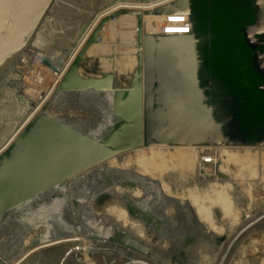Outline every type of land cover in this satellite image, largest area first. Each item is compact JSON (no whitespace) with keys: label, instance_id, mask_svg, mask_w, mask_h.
Returning a JSON list of instances; mask_svg holds the SVG:
<instances>
[{"label":"water","instance_id":"1","mask_svg":"<svg viewBox=\"0 0 264 264\" xmlns=\"http://www.w3.org/2000/svg\"><path fill=\"white\" fill-rule=\"evenodd\" d=\"M210 1L203 7L200 0H0V146L24 122L22 113L8 109L28 105L22 95L53 92L49 106L0 148L5 145L0 152V234L11 228L23 234L38 225L45 230L39 243L46 246L18 264L49 251H56V264H85L76 258L81 246L66 243L79 235L77 219L66 216L67 198L34 210L27 206L49 191L65 196L68 180L112 158L140 148H264V114L252 109L249 91H227L210 62ZM235 1L248 5L251 21L239 33L252 70L264 79V0ZM201 15L207 23L204 37L198 25L194 33L192 20ZM256 90L263 91L264 84ZM83 104L115 111L100 137L94 134L98 120L85 115ZM49 108L60 116L45 114ZM69 111L75 112L79 129L63 121L61 115ZM122 123L128 126L123 138ZM119 144L126 145L116 150ZM135 203L127 198V214L150 221L152 232H159L165 223L147 205ZM263 222L264 212L237 227L213 264H225L244 233ZM20 236L9 239L12 246ZM95 236L86 239L114 242ZM114 244L112 253L119 244L131 251L139 247L127 237ZM85 250L102 255L101 264H152L139 256L107 262L103 254L109 249ZM12 251L0 249V264Z\"/></svg>","mask_w":264,"mask_h":264},{"label":"rangeland","instance_id":"2","mask_svg":"<svg viewBox=\"0 0 264 264\" xmlns=\"http://www.w3.org/2000/svg\"><path fill=\"white\" fill-rule=\"evenodd\" d=\"M52 93L36 92L22 95L21 97L28 102V105L25 106L23 102L18 105L13 104L12 109L9 108L8 112H17L18 115L22 113L21 118L24 121L33 106L39 103L35 109L38 110L46 105ZM31 99H34V103ZM121 125L122 129L119 135L123 138L124 131L128 126L123 123ZM15 130V127L11 129L3 144L8 142ZM201 149L203 150L197 148V151H190L189 153L175 150L164 152V150L159 149L148 152L138 151L127 153L130 165L126 168L110 167L109 165L100 167L102 170L107 167L106 170L115 171L116 185L125 193H129V195L124 196V199L131 198L144 185L155 184V189L152 192L161 194L164 200V202L162 201V210L166 208L168 211L173 210L170 215L164 213L163 222L165 224L159 227L157 233L152 232L153 227L150 224L140 223L146 233H150L148 236H151L154 247L151 248L141 242L136 244L139 245L142 252L152 255L153 260L146 258L152 264H200L201 260L204 263L206 258L209 260L217 258L223 248L222 246L237 227L257 214L264 212V148L260 149L263 151H256L254 154H244L240 151H237L238 153H228L224 152L222 148H215L222 153L219 151L216 153L214 169L213 166L199 165L201 152L209 151L210 148ZM133 156L144 161L150 168V172L146 171L145 167L136 161ZM176 159L181 161L176 162ZM156 170L158 172L155 175L152 174ZM213 175L215 176L213 177ZM100 177L105 183L101 182L99 189L102 188L104 191L100 192L98 197L92 201H97V206L105 207L112 203V200H117L116 193L118 192L115 190L113 194V192L107 191V185L111 182L108 179L110 177L109 173L102 171ZM77 187H81L80 190H83L84 183ZM91 187L94 190L92 184L86 185L85 192L82 194L83 199L91 200L94 195L90 190ZM107 194L112 198L104 202L103 199L106 198ZM150 198L151 196H149V200ZM222 199L225 200L223 209L220 205ZM92 201H84V204L93 203ZM199 205L208 210L199 209ZM162 210L159 212L160 214H162ZM200 210L201 213H199ZM196 212L199 215L207 214V218L199 220ZM203 216L205 217V215ZM164 226H166V231H162ZM105 232L106 235L112 236L118 241L127 237L115 224L112 227H106ZM263 236L264 222L253 226L244 233L234 246L225 264H264ZM162 242L166 243L167 248L164 249L158 246H161ZM149 245L153 246L151 243ZM108 248L107 255H103L107 262L120 263L126 254H134L131 250L120 247L118 258L112 257L110 256V247L108 246ZM92 261L101 264L102 255L94 253Z\"/></svg>","mask_w":264,"mask_h":264},{"label":"bare ground","instance_id":"3","mask_svg":"<svg viewBox=\"0 0 264 264\" xmlns=\"http://www.w3.org/2000/svg\"><path fill=\"white\" fill-rule=\"evenodd\" d=\"M73 93V92H70ZM28 98V97H27ZM81 100H84V97H80ZM26 101V100H25ZM32 103H34V99H31ZM42 101V100H41ZM39 103H36L34 106L38 107ZM83 108V112L86 114H90L96 117V120H98L96 122V127H97V131L94 134H97L98 137H100L101 135L99 134L100 131H102V129L110 127V123H111V119L114 118V110H111L109 108L107 109H100V107L98 108H92V105H82ZM31 112V111H30ZM45 114L48 115H54L56 117L60 116L59 113H55L53 111H50V108L46 110V112H44ZM75 113V112H74ZM73 112H67V114L65 115H61L64 116V122H66L67 124L76 127L77 129L78 126L74 125V120L76 119L74 116H76ZM32 118V113H29L28 116L26 117V119L24 120V122L21 124V126L18 127V129L14 132V135H16L17 133H19V131H21V129L29 122L31 121ZM88 124L85 122L84 123V129L86 130V132H88V128H87ZM138 132V137H136V144L139 142L140 139V131ZM89 134V133H87ZM15 137V136H14ZM12 136V139L14 138ZM99 140H104V138L102 139H98ZM11 142V138L8 140L7 144ZM131 143V142H130ZM128 143V144H130ZM135 142H133L134 144ZM6 144V145H7ZM106 144H110V142L108 141H104V145ZM127 144V145H128ZM126 144H119L116 147V150H120V147H123ZM5 148V146L1 149V151ZM221 148V147H219ZM154 149H159V150H164L168 151V150H175L177 152H187L189 153L190 151L195 152V148H149V149H144V148H140L138 150H133L129 153H133V152H138V151H151ZM200 150H203L201 148H199ZM208 149V148H206ZM205 149V150H206ZM222 149H226V150H233L234 148H222ZM218 150V149H217ZM220 153H222L220 150H218ZM259 152V151H258ZM127 154V153H126ZM173 154V153H172ZM125 155V154H123ZM123 155H119L115 158H112L96 167H94L93 169H91L89 172L81 174L79 176H76L70 180H68V187L65 190V196L58 190H53V191H49L46 194L42 195L39 197V199L37 201H32L28 204L27 208L29 209H36L37 207H39L40 205L42 206H49L51 205L52 202L56 201V200H61L62 198H67L68 202H69V208H68V212L66 213L67 215H73L74 218L77 219L78 223L76 225H74V227L77 229V231L79 232V235L77 237H75L73 239V241L71 242V244H73L75 241H77L78 239H86L89 238L90 236H95V234H99L102 237H105L104 240H108V238L112 237V236H108L106 235L105 229L106 227H112L114 226H118L119 224L121 225L120 227L122 229H119L121 231L127 230V231H131V233L133 235H128L127 232H124L125 235L129 238H132V240H134L136 243L141 242L144 245H147L149 247H154V243L151 241V236L150 233H146L145 229L143 228V226L140 224H144L146 225L150 223V221L146 220L143 221L142 219H138L137 217L132 218L130 215L127 214L126 211V202H127V198H123L120 200V198H118L117 200H112V203L106 205L105 207L102 206H97L96 202L94 201V197H98L99 193H102V188L99 189V187L94 188V192L92 194H94L91 197V200L93 203H88V204H84V202H82V195H81V190L80 188H76L77 184H75V181H84V177L88 176L90 174H94L96 172H98L99 168L102 165H106L109 164L110 162L121 165L122 167H126L130 165V160L127 158H123L121 156ZM126 157V156H125ZM136 161H138L140 164H142L145 169H148L149 167L144 163V161H142L140 158H136ZM179 162V161H177ZM150 169V168H149ZM194 177V176H193ZM149 179V178H148ZM155 180V179H153ZM154 182V181H153ZM158 183V181H157ZM149 184V183H148ZM113 185V184H112ZM155 184H150V186H142L141 189L138 191V193L133 194L131 196L132 200L134 202H136L135 204H138L139 207H143L145 205L148 206L149 208V212L151 213V215H155L157 217V220L159 222L163 221L162 216H160V211L162 210V201L161 199H159V195L158 193L153 194L152 191H154ZM78 189V190H77ZM86 189V188H85ZM108 189L115 190V189H120L121 192L123 191L119 186L117 185H113L110 186ZM152 193H151V192ZM98 193V194H97ZM114 194V193H113ZM148 194H151L152 200H149V196ZM129 195V194H128ZM127 196V195H126ZM78 198H80L78 200ZM112 198V196L110 197L109 194H107L106 198L103 199L104 202L110 200ZM75 199V201H73ZM78 200V201H76ZM102 201V202H103ZM156 203V204H155ZM157 203H158V207H157ZM225 203V200L222 199V203L220 204L222 209H223V204ZM105 204V203H102ZM119 205V207H118ZM86 208V210H85ZM140 209V208H139ZM87 211V212H86ZM181 215V214H180ZM139 221V222H138ZM146 222V223H145ZM127 226V227H124ZM177 229V228H176ZM45 230L41 225L35 226L31 229H28L26 232H24L23 234H20V232L16 231V228L14 229H10V233L8 231L3 230L2 234H0V249H7L10 248L12 249V254L4 257L2 260L4 261L5 264H12L15 263L18 264L17 260L20 258H24L26 257V255H29L31 252L35 251L38 248H41L43 246L46 245H42L43 243H39V241L41 240L42 235L44 234ZM232 234V233H231ZM11 235V237L9 236ZM19 235L20 236V241H17V244H14V246H12L13 244L11 242H9V239H13V238H17ZM96 237V236H95ZM264 237V236H263ZM103 240V241H104ZM116 242V239H114V242H110L111 245H109L108 243H98L96 241H84V254H87L86 252V248L91 247L93 249V244L96 245L97 247H103V246H109L110 249L112 248L113 245H115L114 243ZM149 243L153 244V246L149 245ZM166 243L162 242L161 246L158 245L160 248H167V246L165 245ZM16 245V246H15ZM74 245V244H73ZM120 246L118 247H123V245L125 244H119ZM223 247V246H222ZM119 252V251H118ZM118 252L116 253H112L110 251V256L112 257H117L118 258ZM134 254H126V256H134L136 257V255H138L139 257L142 258H147V259H151L153 260L152 255H148V253H144L142 252L141 249L138 250H134L132 251ZM92 255L91 254V258H88L87 256H84V261L86 260L85 264H96L92 261ZM186 259V258H185ZM216 260V258H212V260H209L206 258V261L203 263V261L201 260L200 264H213ZM89 260V261H87ZM122 260V259H121ZM81 261V260H80ZM84 261H81L82 263H84ZM212 261V262H211Z\"/></svg>","mask_w":264,"mask_h":264},{"label":"trees","instance_id":"4","mask_svg":"<svg viewBox=\"0 0 264 264\" xmlns=\"http://www.w3.org/2000/svg\"><path fill=\"white\" fill-rule=\"evenodd\" d=\"M203 7L205 0H200ZM210 19L212 31L214 34H220L211 45L210 62L214 68H217L227 83V89L231 93H247V101L252 105L253 110L264 114V90L259 92L256 88L263 85L264 81L260 79L252 70L250 57L248 53L236 41L233 35L237 27V21L240 14H244L246 7L239 5L235 0H211ZM205 10V9H204ZM203 10V11H204ZM205 26V18H203ZM227 36V37H226ZM261 148H234L226 150L228 153L250 154L256 153Z\"/></svg>","mask_w":264,"mask_h":264},{"label":"flooded vegetation","instance_id":"5","mask_svg":"<svg viewBox=\"0 0 264 264\" xmlns=\"http://www.w3.org/2000/svg\"><path fill=\"white\" fill-rule=\"evenodd\" d=\"M244 3V5L243 6H245L246 7V11L244 12V14H240V18H239V20L237 21V27L235 28V30H234V32H233V35H231V34H228V37L227 38H229L230 37V40H231V37H236V41H237V43L239 44V45H241V47H243V49L248 53V55H249V57H251V55H250V52H249V50L244 46V44L242 43V38H241V35H240V33H239V29L241 28V27H243V26H245V25H248L249 23H250V21H251V15H249V11H248V5H246L247 3L244 1L243 2ZM239 4V3H238ZM204 15H201V17H197V18H194L193 17V23H195V26H194V33H195V31H196V26L198 25V31H199V36L200 37H204L206 34H207V23L205 22V26L203 25V17ZM210 32H211V35H212V38H211V45H212V42L215 40V39H217V38H219L220 37V34H214L213 33V31H212V25L210 24ZM203 50V49H202ZM204 52H205V50H204ZM210 53H211V51H210ZM250 60V59H249ZM260 78V77H259ZM260 79H262V78H260ZM262 80H264V79H262ZM264 84V83H263ZM227 91H228V89H227ZM47 106H49L48 105V103L46 104V105H43L40 109H38V110H35L36 109V107L35 106H33V109H31L30 111V113H32V118H34L39 112H41V111H43ZM17 112H14V114H16ZM7 144V143H6ZM5 144V145H6ZM4 145V146H5ZM5 149V148H4ZM195 150L197 151V148H195ZM3 151V150H2ZM0 152H1V150H0ZM126 156V157H125ZM121 157H125V158H128V156H127V154H125V155H123V156H121ZM130 157V156H129ZM132 157V156H131ZM134 157V156H133ZM134 159H136V157H134ZM177 161H181V160H179V159H176V162ZM106 165H109L110 167H116V168H124V167H122L121 165H118V164H115V163H112V162H110L109 164H106ZM126 168V167H125ZM107 169V167L106 168H104L103 170H102V168H99V170H98V172H96V173H92V174H90V175H88V176H85L84 177V181H78L77 182V180L75 181V184H77V186H81L83 183H84V189L83 190H81L82 192H81V195L85 192L84 190H85V188H86V185L87 184H92L93 186H94V188H97V187H101V182H104L103 180H102V177H100L101 176V173H102V171H106L107 173H109V176L110 177H108V179H109V182L110 183H112L113 185H116V181H115V176H114V174H115V171H112V170H110V169H108V170H106ZM146 171H149L150 172V170H149V168L148 169H146ZM156 172H158V170H156V171H154L152 174H156ZM151 174V173H150ZM154 175H151V176H154ZM98 176V177H97ZM105 183V182H104ZM111 184V185H112ZM112 185V186H113ZM76 188H78V187H76ZM81 188V187H80ZM92 188V187H91ZM78 190V189H77ZM91 191H92V193L94 192V190H93V188L92 189H90ZM115 190H117V192L118 193H116L117 194V196H118V198H120V200L121 199H123L124 198V196H126V194L127 193H125L124 191H122L121 192V190L120 189H115ZM115 190H110V189H108L107 188V191H111V192H113V193H115ZM102 191H104V190H102ZM95 194V193H94ZM129 194V193H128ZM127 194V195H128ZM117 198V199H118ZM73 201H75V199L73 200ZM84 201H89V200H85V198L83 199L82 198V202H84ZM204 207H202L201 205H199V209H203ZM205 209H207V208H204V210ZM208 210V209H207ZM202 211L200 210V212L199 213H201ZM164 213H165V215H170V214H172L173 213V210H170V211H168L167 210V208L166 209H163L162 210V214H160V216H162V217H164ZM175 213V212H174ZM196 215H197V217H198V219L199 220H205L206 218H207V214H202V215H199L197 212H196ZM203 215H205V217L203 216ZM121 225L119 224L117 227L119 228V229H122L121 227H120ZM124 227H127V226H124ZM123 232H127L128 233V235H133L132 233H131V231H127V230H124L123 229ZM73 241V239L72 240H68L66 243H68V244H71V242ZM84 241H89V240H87V239H78L77 241H75L73 244L74 245H80L81 246V248H82V252L80 253V255L78 256V257H76L79 261L81 260V261H84V256H87L88 258H91V254H84V252H83V250H84ZM91 241V240H90ZM43 247H45V246H43ZM43 247H41V248H43ZM96 248V245H94L93 244V249H95ZM108 247L107 246H103L101 249H107ZM39 249V248H38ZM109 249V248H108ZM37 250V249H36ZM103 255H107V252H105V254H103ZM56 256H57V253H56V251H49V252H45V253H41V254H39V255H37V256H35V257H33L30 261H28L27 263H25V264H56ZM108 256H109V254H108ZM23 260V258H20V259H18L17 260V262L18 263H20L21 261ZM12 264H16V262L15 263H12Z\"/></svg>","mask_w":264,"mask_h":264},{"label":"built area","instance_id":"6","mask_svg":"<svg viewBox=\"0 0 264 264\" xmlns=\"http://www.w3.org/2000/svg\"><path fill=\"white\" fill-rule=\"evenodd\" d=\"M189 20L187 18V27H186V35L189 34ZM218 152L217 149L215 148H210L209 151H204L201 152V157H199V159L201 160V162H199L200 166H205V167H211L213 166L214 169V165L216 162V153ZM215 173V172H214ZM215 175H213L214 177Z\"/></svg>","mask_w":264,"mask_h":264}]
</instances>
